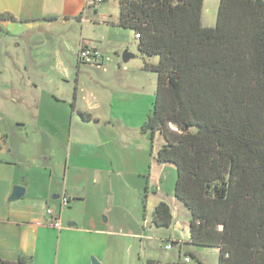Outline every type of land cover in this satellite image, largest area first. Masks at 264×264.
I'll use <instances>...</instances> for the list:
<instances>
[{
    "label": "crops",
    "instance_id": "0c3cea01",
    "mask_svg": "<svg viewBox=\"0 0 264 264\" xmlns=\"http://www.w3.org/2000/svg\"><path fill=\"white\" fill-rule=\"evenodd\" d=\"M102 3L0 0V15L13 17L0 16L2 260L143 264L155 259L151 255L161 243L164 248L167 243L178 245V255H196L189 243L190 213L163 189L175 169L171 162L156 160L164 138L141 129L156 90V73L142 68L148 57L141 55L135 65L118 64L121 72L116 76L81 78L85 62L78 64L79 50L97 48L102 67L100 47L110 31L121 28L115 25L118 7L114 13ZM59 30L66 45L78 36L76 76L27 77L32 48L38 54L32 37ZM100 31L105 37L96 35ZM40 60L37 56L32 62L35 70ZM24 101L30 104L28 110ZM14 185L22 186L24 194L9 200ZM63 196L69 199L66 206L61 205ZM159 202L171 212L167 227L152 222ZM48 207L59 214L60 229L48 225Z\"/></svg>",
    "mask_w": 264,
    "mask_h": 264
},
{
    "label": "trees",
    "instance_id": "16d2710c",
    "mask_svg": "<svg viewBox=\"0 0 264 264\" xmlns=\"http://www.w3.org/2000/svg\"><path fill=\"white\" fill-rule=\"evenodd\" d=\"M119 1L115 25L139 34L142 56L157 57L142 67L157 79L141 129L164 138L156 160L175 166L189 243L218 248V264H264V0H219L213 26L201 24L204 0ZM152 222L171 224L166 203ZM184 255L189 262L143 264H204Z\"/></svg>",
    "mask_w": 264,
    "mask_h": 264
},
{
    "label": "rangeland",
    "instance_id": "374dc122",
    "mask_svg": "<svg viewBox=\"0 0 264 264\" xmlns=\"http://www.w3.org/2000/svg\"><path fill=\"white\" fill-rule=\"evenodd\" d=\"M102 0L100 3H102ZM219 0H204L203 6L201 10L202 15V22L201 24H209L213 26L215 23L217 7H218ZM108 3V4H107ZM88 4L92 5V0H88ZM107 4V7H112V12H117L120 8V1L119 0H107L106 3H102L99 6ZM93 9V8H92ZM111 9V8H110ZM91 14L94 15V10H91ZM61 32L56 31L49 33H42L37 36L32 37V45L33 47L38 48V54L35 53V49L32 48L31 56L28 59L27 65V77L30 78H39L43 76L44 78H52L56 76L62 77H74L76 76V64H77V45L76 39L78 36H75V40L72 38L67 42V45L64 41L63 35L60 36L58 33ZM78 32V31H77ZM74 31V34L77 33ZM88 33V32H87ZM85 33V34H87ZM105 37V34L102 33ZM101 31L96 35L102 36ZM137 34V33H135ZM134 34V31L129 28H116V30L110 31L108 37L105 38L103 43V47L101 51L104 55V62L103 66H99L100 63H83L81 66V78L86 80L90 76L94 77H112L119 75L121 72L118 69V64L124 66L128 65H135L139 61L141 57L140 52L137 48L138 38ZM102 40H104L102 38ZM124 52L131 53L135 55L134 57L130 58L127 62H123L122 54ZM101 53V52H100ZM38 56L41 59V64L35 70V66H33L32 62ZM147 58V57H146ZM157 61L156 56H151L147 58V62L153 63ZM79 74V73H78ZM64 83H62V87H64ZM23 105L25 106V110H28L30 104L24 101ZM27 116L30 114L27 112ZM176 178V170L173 169L170 175V179L165 181L166 187L163 188L165 191H169L171 195H173L174 191V180ZM174 197V195H173ZM105 217V215H104ZM196 250V255H198L206 264H218V255L219 249L216 247H207V246H194ZM187 249L186 246L183 247ZM179 247L178 245H173L171 249H165L164 245L155 246L154 251L152 253V257L155 260H159L161 262H170L175 261L178 258L183 259V252L180 253L178 256ZM190 258V256L188 255Z\"/></svg>",
    "mask_w": 264,
    "mask_h": 264
},
{
    "label": "built area",
    "instance_id": "2783aa9c",
    "mask_svg": "<svg viewBox=\"0 0 264 264\" xmlns=\"http://www.w3.org/2000/svg\"><path fill=\"white\" fill-rule=\"evenodd\" d=\"M102 0H92L93 4H99ZM136 37H139V34H135ZM78 58L86 63H101L102 61V54L98 51L97 48L95 47H82L79 50L78 53ZM69 203V199L65 196H63L61 198V205L62 206H66ZM46 213L47 215H49V221H48V225L52 226L54 228L60 229L61 225H60V218H59V214L55 213L52 208H47L46 209ZM171 245L169 243H167L165 245V249H170ZM184 262H189L190 258L188 256H184L182 259Z\"/></svg>",
    "mask_w": 264,
    "mask_h": 264
},
{
    "label": "water",
    "instance_id": "95a60500",
    "mask_svg": "<svg viewBox=\"0 0 264 264\" xmlns=\"http://www.w3.org/2000/svg\"><path fill=\"white\" fill-rule=\"evenodd\" d=\"M131 57H133V54L128 53V52H124L122 54V60L123 62H127ZM169 126L174 129L177 130L178 129V124L174 121H169ZM24 194V188L20 185H14L12 187V191L11 194L9 196V200H16L19 199L20 197H22ZM93 264H98L94 259L92 260Z\"/></svg>",
    "mask_w": 264,
    "mask_h": 264
}]
</instances>
